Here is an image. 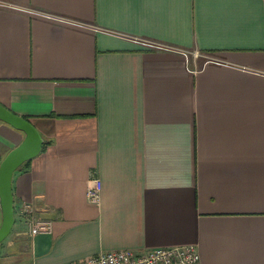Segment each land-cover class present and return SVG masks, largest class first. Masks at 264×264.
<instances>
[{"label": "crops", "instance_id": "0c3cea01", "mask_svg": "<svg viewBox=\"0 0 264 264\" xmlns=\"http://www.w3.org/2000/svg\"><path fill=\"white\" fill-rule=\"evenodd\" d=\"M0 104L44 140L0 264L183 245L264 264V0H0ZM24 136L0 121V163Z\"/></svg>", "mask_w": 264, "mask_h": 264}, {"label": "built area", "instance_id": "2783aa9c", "mask_svg": "<svg viewBox=\"0 0 264 264\" xmlns=\"http://www.w3.org/2000/svg\"><path fill=\"white\" fill-rule=\"evenodd\" d=\"M150 50H174L173 47L149 40H136ZM187 56V52L183 51ZM102 183L98 177L90 180L86 197L89 203L99 205L101 202ZM21 220L28 227L31 236L51 234L54 222L38 216L31 203L24 202L19 209ZM69 264H201L200 254L195 245L156 248L145 253L131 250L109 251L91 256Z\"/></svg>", "mask_w": 264, "mask_h": 264}, {"label": "water", "instance_id": "95a60500", "mask_svg": "<svg viewBox=\"0 0 264 264\" xmlns=\"http://www.w3.org/2000/svg\"><path fill=\"white\" fill-rule=\"evenodd\" d=\"M0 121L24 133L23 141L12 149L0 163V248L9 237L15 224L12 179L14 173L26 162L37 157L44 146V140L28 119L15 114L0 104Z\"/></svg>", "mask_w": 264, "mask_h": 264}, {"label": "trees", "instance_id": "16d2710c", "mask_svg": "<svg viewBox=\"0 0 264 264\" xmlns=\"http://www.w3.org/2000/svg\"><path fill=\"white\" fill-rule=\"evenodd\" d=\"M29 163V161L28 162H26L23 166H26L27 164Z\"/></svg>", "mask_w": 264, "mask_h": 264}]
</instances>
